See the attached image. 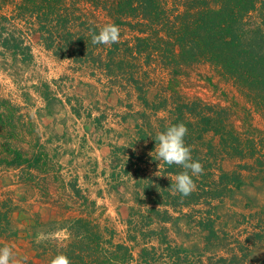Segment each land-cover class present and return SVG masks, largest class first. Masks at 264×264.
I'll list each match as a JSON object with an SVG mask.
<instances>
[{"label":"rangeland","instance_id":"374dc122","mask_svg":"<svg viewBox=\"0 0 264 264\" xmlns=\"http://www.w3.org/2000/svg\"><path fill=\"white\" fill-rule=\"evenodd\" d=\"M98 1L54 0L53 15L16 20L31 45L30 60L0 48V247L13 249L16 264H51L55 249L88 243L67 229L97 237L109 228L116 243L132 239L127 244L136 259L147 248L153 264H264V111L256 97L217 73L211 81L209 65H202V81L161 55L134 58L124 51L112 77L95 70L87 62L95 28L117 25L125 45L139 35L105 10L117 0ZM63 22L85 38L82 52L46 47L50 30L63 38ZM183 101L195 107L187 115L192 123L180 121ZM179 123L204 168L193 178L192 198L172 191L175 175L154 159V137ZM18 151L22 165L15 166ZM53 221L62 229H49ZM24 237L36 239L40 257Z\"/></svg>","mask_w":264,"mask_h":264},{"label":"trees","instance_id":"16d2710c","mask_svg":"<svg viewBox=\"0 0 264 264\" xmlns=\"http://www.w3.org/2000/svg\"><path fill=\"white\" fill-rule=\"evenodd\" d=\"M99 3L100 1L97 2ZM54 4V0H0V48L11 51L15 58L22 55L26 56L24 57L26 59H32L31 45L26 43L23 32L15 27V22L31 19L37 16L39 11L53 15L50 9ZM112 6L116 9L115 12ZM105 10L109 16L116 19L118 24L130 22L131 27L136 26L134 30L139 35L136 36L135 44L116 43L108 49L104 47L105 56L99 53L102 45L93 44L95 48L89 51L90 58L87 62L95 70H101L108 77H112L115 73L113 66L121 63L118 58L124 51L134 58L143 53L147 56L161 55L164 58H172L179 67H188L195 71V75L202 81L207 80L206 72L203 73L201 69L202 65H209L213 72L210 75L211 81L213 75L217 73L226 81L232 82L234 87L244 90L246 95H254L257 108L264 111V0H117L109 6V10L107 8ZM133 20L135 24H132ZM70 23L59 24L62 26L64 36L58 31L59 36L63 38L58 37L57 40L53 31L47 30L50 33L46 37L45 44L48 49H63L64 46L67 48L65 52L72 51L71 55L80 51L86 42L85 38L74 37L77 32L72 31ZM41 28L45 30L46 27L43 25ZM95 30L98 33V29ZM122 46L126 49L123 50ZM197 102L192 103L197 105ZM179 107L180 121L192 123L187 115L195 114V107L192 105L190 108L186 101H183V105ZM2 120L0 114V122ZM206 121H210L209 117ZM186 138L188 135L185 137V142L189 146ZM251 145V150L256 153L257 144ZM239 152L242 153L239 155L244 157L242 147ZM15 155L10 164L22 165L23 154L18 151ZM39 161L37 157V163L32 161V164L36 165ZM256 161L260 166V162ZM167 166L172 176L178 174L181 169L184 170L178 165ZM241 182L238 179L234 184L238 187ZM145 189L144 194H151L148 188ZM74 191L77 194L80 192L77 189ZM190 195L191 198L194 197L195 191ZM178 197L182 196L178 194ZM79 221L77 220L75 225L78 226ZM58 224L57 221L51 222L49 229L54 226L61 230L62 227ZM67 230L75 238L85 237L83 239L88 240V243L78 241L68 247L55 249L56 251H52V259L59 254H65L70 258L71 264H133L135 261L141 264L140 259L144 264H153L157 260L155 255L149 257L147 248L141 249L139 258L136 259L133 252L135 246L127 244L131 243L132 239L116 243V234L109 228L103 229V232L97 235L98 238L87 229L73 227ZM206 230L213 233L214 227L208 225ZM155 232L156 230H151L152 234ZM33 246L35 257H40L39 250L42 247L37 242H34Z\"/></svg>","mask_w":264,"mask_h":264},{"label":"clouds","instance_id":"9594fccd","mask_svg":"<svg viewBox=\"0 0 264 264\" xmlns=\"http://www.w3.org/2000/svg\"><path fill=\"white\" fill-rule=\"evenodd\" d=\"M91 39L95 45L116 44L120 39V29L115 24H107L98 33H94ZM187 132V126L179 123L168 126L154 137L156 141L154 159L169 166L178 165L184 169L171 179L170 187L174 193L182 197L189 196L195 190L196 184L193 178L199 177L204 172L203 165L193 159L191 149L186 145ZM0 264H16L11 247H0ZM51 264H71V260L67 255L59 254L54 257Z\"/></svg>","mask_w":264,"mask_h":264},{"label":"crops","instance_id":"0c3cea01","mask_svg":"<svg viewBox=\"0 0 264 264\" xmlns=\"http://www.w3.org/2000/svg\"><path fill=\"white\" fill-rule=\"evenodd\" d=\"M65 134H66V133H65ZM65 134H64V135H65ZM15 238H16V240H20V239H21V237H18V238L15 237ZM24 240H25V241H28V240H29V241H28V242H30L29 245H33V243L35 242L36 239H33V238H30V239H29L28 237H27V239H26V237H24L23 241H24ZM32 255L35 257V253H32Z\"/></svg>","mask_w":264,"mask_h":264}]
</instances>
